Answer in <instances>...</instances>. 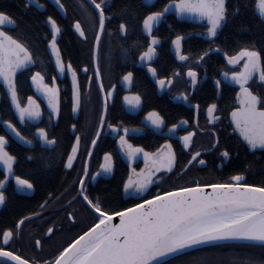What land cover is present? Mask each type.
<instances>
[{
    "label": "flooded vegetation",
    "instance_id": "obj_1",
    "mask_svg": "<svg viewBox=\"0 0 264 264\" xmlns=\"http://www.w3.org/2000/svg\"><path fill=\"white\" fill-rule=\"evenodd\" d=\"M25 9L32 8L34 12L41 15L39 19L44 24L45 32L42 35L44 44V56L36 58V66L22 69L17 73L18 92L23 103H27V97L32 95L40 104L41 115L34 120L21 122L19 116L15 114L6 95V90L2 80H0V92L5 95L0 96V134L8 137V151L17 159L13 162L12 177L9 178L3 188L6 194V201L0 204V211L10 204L15 206L17 200L30 198L35 192V188L20 190L15 181V175H22L30 179L31 173L19 170L20 163L25 160H54L57 163V170L51 171L54 174L66 176L67 184L62 186L54 199L45 202L44 198L36 201L33 209L29 212L39 213L35 217H30L24 222L18 235H15L9 247L18 251L26 258L34 259L35 264H44L49 258L55 256L63 241L75 238L81 231L86 230L91 222H94L93 211L86 206V202L76 195V182L74 178L82 170L83 162L87 159L90 170L95 171L103 162L104 152H112L114 168L112 172L104 174V177H97L95 181H89L92 194H99L106 201V196L110 189H115V202H109L105 207L116 209L129 207L139 200L148 199L155 195L157 191H168L171 187L186 186L192 183L212 184L217 182H232L231 176L235 172H244L245 175L241 183H250L254 180L255 160H264V151H250L242 143V139L237 135L232 127L229 115L232 108L236 106V93L239 87L231 85L230 78L224 77L223 72L238 71L239 68L227 63L223 51L218 50L216 45L233 54L240 46L245 44L237 40V34L231 24L215 39L206 35L207 25L194 24L189 20H179L173 11L161 18L160 22L154 26L153 35L161 37L154 47L157 48V55L153 57V67L157 68V76L172 77L173 83L165 85L163 88L156 83V78L147 70V62H140L139 53L144 51L150 37L142 31V15L149 10H160L168 0H131L134 10L140 13L139 16H121L119 14L110 16L106 20L105 30L102 33L98 61L102 73L103 82L106 88L112 84L116 85L113 96L108 99V110L105 124L101 130V135L97 138V144H91L96 128L99 126V117L104 111V93L100 91L98 82L90 76H94L96 59H94L95 32L98 29V19L93 11L94 6L90 0H62L66 5L65 10H58L49 0H39V4H30L20 0ZM35 1V0H34ZM254 4V0H252ZM121 7V0H112V7L107 11L113 12ZM173 10V6H172ZM253 22L258 27L264 29V24L259 23L253 15ZM53 15L62 25V31L57 36V43L61 48L62 57L67 63L71 61L73 67L77 68L78 79L81 82L82 103L77 111L72 110L71 105V73L65 70L64 75H60L52 60H49L47 40L50 39V29L45 23L47 15ZM189 16V14H188ZM80 19L86 31V37L79 36L74 29L73 23ZM125 19L128 24V32L124 34L119 31V23ZM170 25V26H169ZM12 27H4L5 30ZM45 33H49L45 36ZM183 33L181 40V51L188 54L185 60L179 59L175 52V45L172 43L177 34ZM127 49V51H125ZM209 49H211L209 51ZM204 56L197 60L201 53ZM84 65H88L85 72ZM193 67L197 71V84L191 83V78L187 75V69ZM37 70L45 71L46 82L53 83L52 77L56 76L55 84L60 87V113L55 115L49 107L47 99L37 92L31 82V75ZM127 71L134 73L131 83L122 79ZM221 81L220 88L215 86V79ZM249 87L262 97L264 101V84L258 79H253ZM126 92H138L141 95V105L137 109H132L123 99ZM177 93H187V99ZM199 102L200 108L196 109L195 104ZM216 103V120H210L207 115V106ZM264 107V102L258 104ZM155 108L165 118V123L159 128H154L146 119V113ZM51 116V119L49 118ZM188 120V124H178L176 134L168 131L171 124L177 123L181 118ZM11 119L17 124L21 133L28 136L33 142L31 144L24 141V144L17 142L3 125V120ZM77 124V128L71 125ZM109 123L117 124L120 134L123 133L125 125L130 128L135 127L142 131L130 132L127 138L133 144H140L150 152H154L163 144L164 140H170L178 156L177 164L169 172L161 170L160 180H154L145 193L129 194L124 192L123 182L128 178L130 169L143 168L145 161L143 155L137 159L129 161L123 151L119 149V137L117 131L108 128ZM146 124H149L147 126ZM44 127L50 135L58 137L54 145L45 144L41 141L36 129ZM195 130L190 149L182 147L180 136L186 131ZM75 132L82 134L79 154L74 161L72 169H65L61 160L66 159L67 151L71 148V141L75 138ZM219 136V145L214 146L213 141ZM93 148L92 156L87 154L88 148ZM227 147L230 156L222 157L221 149ZM206 149L201 154L206 160V164L194 162L188 168H183L184 163L191 156L192 151ZM131 168L129 167V165ZM0 167H3L0 162ZM183 168V171L181 169ZM5 174L0 168V179ZM31 180V179H30ZM111 183H114L111 184ZM66 186V187H65ZM26 187V186H25ZM44 205L41 209L40 205ZM72 211L75 221H72L67 213ZM27 212L24 216H27ZM52 226L53 232L48 233L47 228ZM13 227V226H12ZM15 227V224H14ZM13 227V228H14ZM33 239V245H27L26 238ZM42 240V245L35 244L36 238ZM2 242V234H1ZM49 254V255H48ZM46 256V257H45Z\"/></svg>",
    "mask_w": 264,
    "mask_h": 264
},
{
    "label": "snow or ice",
    "instance_id": "obj_2",
    "mask_svg": "<svg viewBox=\"0 0 264 264\" xmlns=\"http://www.w3.org/2000/svg\"><path fill=\"white\" fill-rule=\"evenodd\" d=\"M39 4V0H35ZM60 9L66 11V5L62 0H55ZM94 6V13L98 19V29L95 32L94 59L96 67L94 76L89 77L91 82L95 79L99 84V89L104 93V111L99 117V126L96 128L95 135L92 137L91 144H97V138L101 135V130L105 124L106 113L108 110V99L113 96L116 88L112 84L106 88L103 82L102 73L99 67L98 52L102 33L105 30L106 20L113 15L139 16L131 4V0H121V7L113 12L107 11L112 7V0H90ZM41 8L45 7L39 4ZM82 6L83 0H82ZM170 6H174L177 15L194 14L196 18L206 20V35L215 39L219 32L228 27L233 19L248 8H251L253 15L259 23L264 24V0H168L160 10H149L142 15V31L150 37V42L144 51L139 53L141 61L147 62V70L156 78V83L163 88L165 85L173 83L172 77L157 76V68L153 67V57L157 55V48L154 47L161 39L153 35L154 26L157 25ZM46 25H50V39L47 46H50L51 57H55V68L60 75L65 74V70L71 73V105L72 110L77 111L82 103V86L78 79L77 68L73 67L71 61L65 63L61 48L57 43V36L62 31V25L56 17L49 14L45 18ZM17 20L6 9L0 8V80L6 87V95L10 98L11 105L14 106L19 114V120H34L41 115L39 102L32 95L27 97V103H23L18 92L17 73L20 69L36 66V56L29 46L16 35L5 31L4 26H15ZM170 26V25H169ZM74 29L79 36L86 37L85 28L80 19L73 23ZM119 31L127 34L128 24L125 19L119 23ZM48 36L49 33H45ZM184 34H177L172 43L175 45L176 55L181 60L188 58V54L181 51V40ZM218 50L223 51L227 63L237 66L238 71H225L223 76L230 78L231 81L239 86L236 96L239 98V107L232 108L231 119L239 131L243 140L247 142L251 149H264V107H258L262 97L257 95L249 83L253 79L264 82V57L261 52L264 48L258 49L255 41L240 46L233 54H229L221 45H216ZM211 49H209L210 51ZM127 51V49H125ZM204 56L202 52L196 57L200 60ZM87 72L88 65H84ZM187 75L191 78L193 86L197 84V71L193 67L187 69ZM134 73L127 71L122 79L131 83ZM53 83L46 82V73L37 70L31 75V82L37 92H40L48 102L52 113H60V87L54 82L56 76L52 77ZM215 86L220 88L221 81L215 79ZM5 93L0 92V96ZM187 99V93H177ZM124 101L137 109L141 105V95L138 92H126ZM197 110L200 108L196 102ZM216 103L207 106V115L210 120H216ZM51 119V116L49 117ZM147 121L154 128L159 129L164 123L165 118L155 108L146 113ZM3 125L10 129L16 136L31 144L33 141L21 133L16 123L11 119L3 120ZM178 124H188V120L181 118L177 123L171 124L168 131L176 134ZM118 125L109 123L108 128L117 131L119 137V149L124 151L131 162L143 155L145 166L143 168H132L128 178L123 182V189L130 195L133 193H145L154 180H160L161 170L171 172L178 161V156L170 140H164L154 152L148 151L140 144H133L127 138L130 132L142 131L135 127L130 128L125 125L123 133L118 131ZM71 128L76 129L77 124L73 123ZM41 141L48 145H54L58 137L50 135L46 128L36 129ZM195 130L186 131L179 139L183 142L184 149H190ZM82 134L75 132V138L71 141V148L67 151L66 159L61 160L65 169H72L79 150ZM8 137L0 134V162L3 164L4 171L13 172V162L17 159L8 151ZM214 146L219 145V136L213 141ZM201 149L192 151L190 158L184 163L183 168H188L194 162L206 164L202 156ZM222 157L230 156L227 147L221 149ZM93 148H88L87 154L90 158ZM103 162L93 172L90 170L89 161L83 162L82 170L77 177L76 195L86 206L93 211L96 217L86 230L81 231L70 242L61 247L54 257L49 258L44 264H167V261L181 254L186 249H194L195 246L204 244L212 240H236L247 242H259L264 244V184L241 183L245 173L237 171L231 176L232 182H217L212 184L192 183L186 186L171 187L168 191H157L148 199H140L139 203H133L129 207L122 208L120 211H112L106 208L103 198L99 194H92L89 181H95L99 175L112 172L114 160L112 152H104ZM183 168L181 171H183ZM9 179L5 175L0 179V187L5 185ZM15 181L20 190H28L34 187L33 181L22 175H15ZM26 186V187H25ZM206 189H210L206 191ZM55 192H49L44 203L55 196ZM6 194L0 190V204L5 203ZM43 204L40 205L43 209ZM39 213L29 212L27 216H21L16 222L15 227H5L2 229V242H0V258H4L3 264H35L34 259L26 258L19 254L17 250L8 245L18 229L30 217H35ZM67 216L75 221L72 211ZM118 217L119 222H114L113 218ZM53 227L47 228L48 233L53 232ZM37 246L42 245V240L37 237ZM247 264H256L254 261H247ZM264 264V261L260 262Z\"/></svg>",
    "mask_w": 264,
    "mask_h": 264
},
{
    "label": "trees",
    "instance_id": "obj_3",
    "mask_svg": "<svg viewBox=\"0 0 264 264\" xmlns=\"http://www.w3.org/2000/svg\"><path fill=\"white\" fill-rule=\"evenodd\" d=\"M0 8L8 10L17 20L14 28L5 31L16 35L17 38L25 42L36 58L44 56L45 50L41 37L45 32V27L39 19L41 15L34 12L32 8L25 9L20 0H0ZM232 26L239 42L248 44L255 41V46L258 49L264 48V29L253 22L249 8L233 19ZM261 55L264 57V51L261 52ZM261 160H255V177L250 183L264 184V160ZM18 168L31 173L29 178L33 181L35 192L32 197L22 200L18 199L15 206L10 204L0 211V237L2 229L14 227L15 222L21 216L33 209L36 201L38 203L41 198L45 199L49 192H55L57 195L62 186L64 187L67 184L68 179H66V176L64 177L62 173L54 174L51 172L57 170V163L54 160L30 159L28 162L23 160ZM111 184L114 185V183ZM108 193L104 203L105 206L109 203L107 200L114 203L116 198L114 188L110 189ZM56 195L48 199V201L54 199ZM111 210L116 211V209ZM25 242L29 246L33 245V239L30 237L26 238ZM67 242L64 241V244L59 249ZM59 249H56L55 252H58ZM247 261H254L256 264L264 261V244L232 241L206 245L179 254L168 260L167 264H247ZM0 264H3V260H0Z\"/></svg>",
    "mask_w": 264,
    "mask_h": 264
},
{
    "label": "water",
    "instance_id": "obj_4",
    "mask_svg": "<svg viewBox=\"0 0 264 264\" xmlns=\"http://www.w3.org/2000/svg\"><path fill=\"white\" fill-rule=\"evenodd\" d=\"M25 1H27L28 3H30V4H35V1H33V0H25ZM58 10H60V11H62L63 9H60L59 8V6L55 3V0H49ZM175 12L176 13V10H175V8H174V6H173V10H172V6H170L169 7V9L167 10V12L165 13V15H167V14H170V13H172V12ZM177 15V14H176ZM177 18L179 19V20H184V19H187V20H189L191 23H194V24H203V25H207V23H206V20H201V19H198V18H196L195 17V15L194 14H189V16H188V14H184V15H177ZM48 27H49V29H50V25H47ZM4 27H12V26H8V25H5ZM147 34V33H146ZM48 52H49V56H51V49H50V46H48ZM51 60H52V62L54 63V65H55V57L54 56H52L51 57ZM20 70H22V69H20ZM20 70H18V71H20ZM3 82V81H2ZM229 83L231 84V85H234V86H237V87H239L238 85H236V84H234L232 81H229ZM260 83H262V84H264V82H260ZM4 85V84H3ZM4 87H5V85H4ZM5 90H6V87H5ZM7 91V90H6ZM239 91V90H238ZM237 91V92H238ZM8 99H9V101H10V98L8 97ZM235 99H236V106L237 107H239L240 106V104H239V98L236 96L235 97ZM11 103V102H10ZM13 107V109H14V111H15V114L17 115V116H19V114L16 112V110H15V107L14 106H12ZM229 120H230V123H231V125H232V127L234 128V130H235V132L237 133V135L242 139L241 141H242V143L244 144V145H246V147L250 150V151H260V150H263L264 151V149H260L259 148V146L257 147V149H251L250 147H248V145H247V142L246 141H244L243 140V137L240 135V133H239V131L236 129V127H235V124L233 123V121H232V119H231V113H230V115H229ZM147 126H149V124H146ZM7 131L9 132V134L17 141V142H19V143H21V144H24V141L20 138V137H18V136H16L10 129H8L7 128ZM123 153H124V155H126V153L123 151ZM127 156V155H126ZM129 165V167L131 168V166H130V164H128ZM1 169H2V171H3V173L5 174V175H8L9 176V178H11L12 177V173H7V172H5L4 171V168L3 167H0ZM130 171H131V169H130ZM98 177H104V174L103 175H99ZM4 186H2V187H0V188H3ZM210 189H206V191H209ZM22 191H24V190H22ZM124 192H125V190H124ZM120 211V210H119ZM113 220H114V222H119V218L118 217H114L113 218ZM232 241H236V240H212V241H208V242H205L204 244H201V245H197V246H195L194 247V249L195 248H199V247H202V246H206V245H211V244H216V243H221V242H232ZM256 243H259V242H256ZM190 250H192V249H186V250H184L182 253H184V252H187V251H190ZM181 253V254H182ZM0 260H4V258H0Z\"/></svg>",
    "mask_w": 264,
    "mask_h": 264
},
{
    "label": "bare ground",
    "instance_id": "obj_5",
    "mask_svg": "<svg viewBox=\"0 0 264 264\" xmlns=\"http://www.w3.org/2000/svg\"><path fill=\"white\" fill-rule=\"evenodd\" d=\"M24 1H25V0H24ZM33 1H34V0H33ZM68 2L72 4L71 0H70V1H68Z\"/></svg>",
    "mask_w": 264,
    "mask_h": 264
},
{
    "label": "rangeland",
    "instance_id": "obj_6",
    "mask_svg": "<svg viewBox=\"0 0 264 264\" xmlns=\"http://www.w3.org/2000/svg\"><path fill=\"white\" fill-rule=\"evenodd\" d=\"M65 242H66V241H65ZM63 244H64V241H63L62 245H63ZM62 245H61V246H62ZM58 249H59V248H58Z\"/></svg>",
    "mask_w": 264,
    "mask_h": 264
}]
</instances>
